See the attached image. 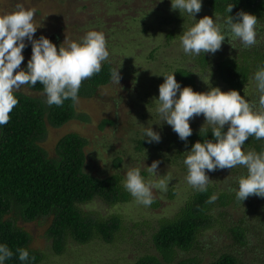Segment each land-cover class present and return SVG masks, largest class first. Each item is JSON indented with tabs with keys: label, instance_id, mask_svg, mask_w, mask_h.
<instances>
[{
	"label": "rangeland",
	"instance_id": "1",
	"mask_svg": "<svg viewBox=\"0 0 264 264\" xmlns=\"http://www.w3.org/2000/svg\"><path fill=\"white\" fill-rule=\"evenodd\" d=\"M18 3L26 9H36L34 23L38 27L35 34H54L58 49L61 44L67 47L72 41L82 42L88 31L102 32L110 53L106 61L112 64L113 69H119L121 76L120 84L114 83L111 77L96 88L94 95H79L72 117L60 125H52L44 117L45 131L38 143L46 153L53 155L57 139L74 131L86 139L83 147V170L86 172L96 176L116 172L123 185L130 168H139L146 182L172 177L166 192L152 190L154 201L150 206L138 203L131 194L128 200L112 204L99 197L80 204L94 216L119 215L121 224L110 241L92 237L80 242L67 237L63 248L56 252L50 247L45 233L49 216L26 221L17 218L16 223L29 234L28 246L42 253L40 260L32 264H133L139 255L155 253L150 248L151 232L162 219L171 217L195 190L187 183V170L180 162L164 158L163 135L174 131L161 121L156 111L163 75L173 73L176 67H187L196 76V83L191 87L194 91L207 92L212 87H219L226 92L223 83L213 75L211 64L223 52L228 53L231 47L234 49L242 42L225 39L215 54L206 53L207 65L200 66L195 55L184 53L181 35L205 15L218 24L225 23L222 17L203 5L201 11L192 17L179 9L173 10L171 0H0V14L17 10ZM168 33H171L170 37L166 36ZM256 33V39L260 41L264 37V20H258ZM28 41L26 38L25 42ZM21 69L22 64L16 71ZM19 90L46 102V95L29 85ZM240 94L250 103L258 104L254 74ZM104 118L111 119L112 123L102 121ZM189 123L191 129L210 126L202 114L190 119ZM147 127L159 133L160 141L151 142V145L158 144V149L151 145H144L141 150L135 148V139L142 137ZM116 156L120 160L114 165ZM153 161H159L156 174L147 171ZM246 170L243 166L218 168L212 172L206 170L211 179L209 185L214 188L213 194L216 195L231 178L235 181ZM232 188L237 189L235 185ZM256 198L252 195L244 201L224 206H220L216 199L211 226L198 232L191 247L177 250V257H188L195 264H207L220 252L228 251L236 253L242 264H264V241L261 240L264 237V197ZM237 219H243L242 224L249 230V240L242 245L234 243L227 230L229 222H237ZM257 230L261 237L252 235Z\"/></svg>",
	"mask_w": 264,
	"mask_h": 264
},
{
	"label": "trees",
	"instance_id": "2",
	"mask_svg": "<svg viewBox=\"0 0 264 264\" xmlns=\"http://www.w3.org/2000/svg\"><path fill=\"white\" fill-rule=\"evenodd\" d=\"M201 3L209 11L222 17L224 22L229 15L234 21L239 19L237 13L240 11L253 14L258 20H264V0H201ZM228 5H233L231 13L226 11ZM41 36L47 37L57 46L54 34L52 36L34 34L33 39H39ZM166 36L170 37L171 33ZM25 44L26 47L22 51L24 57L22 68L26 71L32 55V44L31 41ZM196 61L200 66L207 65V54L196 56ZM211 65L213 75L223 83L226 91L236 90L241 93L251 76L260 68H264V37L252 47L246 48L242 43L234 46V49L231 47L228 53L223 52ZM112 70V64L104 61L99 73L83 81L78 96L94 95L99 85L110 80ZM173 73L184 87H193L196 83V76L190 68L176 67ZM29 86L45 94L44 87L39 82L35 86ZM14 95L18 99V104L10 113L9 122L0 125V244L7 245L13 253L4 264H32L42 257L38 249L28 246L29 234L16 223L17 218L26 221L49 216L45 233L50 247L56 252L63 248L67 237L80 242L92 237L110 241L121 224L119 215L111 213L106 217L94 216L89 210L82 209L80 204L94 197H99L108 204L128 200L130 193L121 183L120 175L112 172L96 176L84 171L83 147L86 139L74 131L67 132L57 139L53 155H48L38 143L45 131L44 117L50 124L60 125L72 117L74 103L68 99L61 106H49L40 97L20 90L15 91ZM102 121L112 123V120L107 118ZM201 128H193L192 135L187 141L181 140L176 132L168 135L165 132L164 158L180 162L182 168L187 170L183 161L193 144L197 141L203 142L205 139L215 141L211 126H203L207 133L201 132ZM227 128L228 125H225L223 131L226 132ZM144 145L145 147L151 145L147 137L135 139V148L141 150ZM158 146L156 143L151 145L154 149H158ZM243 149L262 152L264 139L249 137ZM119 160L120 157H114V165ZM245 175L247 170L239 177ZM239 177L235 181L231 178L225 187L218 190L216 195L220 206L240 201L236 197ZM234 185L237 187L236 190L232 188ZM213 190V186L208 185L205 192L196 189L191 192L176 212L171 217L162 219L151 232L150 248L155 253L145 252L139 255L133 264H195V261L188 257H177V250L191 247L198 232L211 226L214 202L207 201L213 195ZM242 220L230 221L227 226L234 243L240 245L249 240V230L242 224ZM252 235L261 237L259 230ZM261 240L264 241V237H261ZM20 249L28 251L27 260L19 259ZM207 264L242 262L236 253L223 251Z\"/></svg>",
	"mask_w": 264,
	"mask_h": 264
},
{
	"label": "clouds",
	"instance_id": "3",
	"mask_svg": "<svg viewBox=\"0 0 264 264\" xmlns=\"http://www.w3.org/2000/svg\"><path fill=\"white\" fill-rule=\"evenodd\" d=\"M171 8L194 17L201 11L202 3L201 0H171ZM232 8L233 5H228L226 11L231 13ZM16 9L0 14V125L9 122L10 113L18 104L14 92L24 85L42 84L49 106H61L68 99L78 103V92L83 81L99 73L102 63L110 55L105 35L95 30L88 31L82 42L72 41L67 47L61 44L59 49L45 36L33 39L38 27L34 23L36 9H26L19 3ZM237 16L239 19L234 21L229 15L223 25L207 15L200 18L180 37L184 53L195 56L215 54L225 39H239L246 48L256 45L258 18L244 11L237 13ZM26 38L32 44L31 59L26 71H16L24 60L22 51L26 47ZM163 76L156 107L161 121L170 125L181 140L187 141L192 135L190 119L202 114L215 138V141H197L188 152L183 161L187 166V183L205 192L211 180L206 170L212 172L218 168L243 166L247 169V175L238 178L237 199L244 201L252 195L264 197V151L257 153L243 150L249 137L264 139V68L254 75L259 93L258 104L250 103L236 90L225 92L219 87H212L207 92H197L190 86L181 89L174 73ZM111 77L114 83L120 84L119 69H113ZM225 125H228L226 132L223 131ZM200 131L207 133L203 126ZM145 137L149 143L161 139L151 127L143 130ZM158 165L159 161H153L147 171L156 174ZM171 180V176H165L157 181L146 182L139 168H130L126 173L124 188L138 203L150 206L154 201L152 190L166 192ZM217 198L213 194L207 202L213 203ZM12 255L7 245L0 244V264H4ZM28 257L27 250H19L21 261Z\"/></svg>",
	"mask_w": 264,
	"mask_h": 264
}]
</instances>
